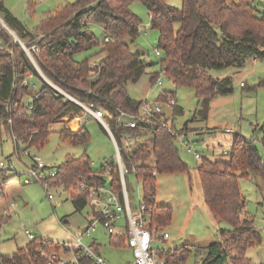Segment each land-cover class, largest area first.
Returning <instances> with one entry per match:
<instances>
[{"label": "trees", "instance_id": "obj_1", "mask_svg": "<svg viewBox=\"0 0 264 264\" xmlns=\"http://www.w3.org/2000/svg\"><path fill=\"white\" fill-rule=\"evenodd\" d=\"M133 1L74 0L41 18L35 32L26 29L3 0H0V15L20 39L32 40L38 33L42 34L27 45L40 70L64 92L101 109L116 141L125 135H138L143 130L149 132L148 143H138L128 156L120 154L123 163L129 169L133 167V172L141 179L143 201L153 206L151 225L158 230L170 221L171 207L155 203V174L187 170L175 143L178 136L184 135V128L174 129L166 115L162 120L158 114L152 117V124L141 122L134 128L118 124L120 111L134 114L142 102L128 95L126 83L136 82L148 66L127 43V39L134 41L139 34L140 19L130 9ZM139 1L147 9L150 26L159 32L160 69L151 71L149 80L155 81L162 71L175 86L193 88L197 113L202 119L206 118L215 96L232 90L230 76L215 78L208 73L209 69L241 67L248 59H264V2L254 5L249 0H181V7L176 8L167 0ZM86 21L101 25V41L90 31ZM0 39L4 45L8 44V48H0V135L2 130L9 133L14 140V151L19 152L42 145L51 125L60 122L63 123L59 132L62 141L71 145L86 144L89 134L83 125L71 129L60 120L65 113L81 111L80 105L41 76L25 51L16 50L20 44L11 42L3 26H0ZM92 47H98L93 61L74 57ZM34 76L39 77L42 84L32 93L29 91L31 84H24V79ZM258 85L264 86V76ZM26 96L30 101L25 103ZM257 129L264 150V123ZM225 154L226 160L200 155L197 165L203 200L210 213L231 226L224 240L207 245L199 264H226L228 259L231 264H251L246 249L260 240L252 219L245 213V199L238 180L264 175L262 154L253 138L239 133ZM114 167V162L105 161L96 171L91 169L86 156H67L65 162L56 167L51 185L62 184L72 194L75 206L81 208L88 198L74 191L77 179L84 176L99 183L103 180L101 174L109 168L113 185L119 189L120 180L113 172ZM9 175L12 174L4 178ZM40 244L41 240L37 239L26 249H17L4 258L14 264L38 262ZM191 249L187 245L172 249L166 253L164 264H186Z\"/></svg>", "mask_w": 264, "mask_h": 264}, {"label": "rangeland", "instance_id": "obj_2", "mask_svg": "<svg viewBox=\"0 0 264 264\" xmlns=\"http://www.w3.org/2000/svg\"><path fill=\"white\" fill-rule=\"evenodd\" d=\"M73 1L3 0V3L26 29L35 32L36 25L41 18ZM249 1L254 5L264 2V0ZM167 2L176 8L182 5L181 0H167ZM130 9L139 17L140 25L137 38L134 41L127 39V43L132 51L141 55L148 66L136 82L126 83L128 95L136 100L151 102H165L172 96L176 102L175 106L169 108L164 104L163 112L174 129L184 128L186 143L193 146L194 151L201 156L225 159L227 156L221 151H228L236 133H239L253 138L264 161V150L259 142L260 134L257 129L264 123V86L258 85L259 79L264 76V59H248L241 67L228 66L209 69L208 73L212 77L230 76L232 90L228 94L215 96L210 102L206 118L202 119L197 113L198 103L193 88L175 86L172 79L162 71L159 72L160 83L156 80L152 82L149 80L150 72L160 69V56L155 54V49H159L157 45L159 32L150 26L147 9L141 1L134 0L130 4ZM86 22L90 31L101 41L103 37L101 25ZM0 26L8 31L12 43L16 41L20 44L16 46V50L22 48L25 53L27 45L42 36L38 33L32 40L20 39L16 31L3 22L1 15ZM1 46L8 48V44L4 45L0 39V48ZM97 50L98 47H92L76 53L74 57L78 60L89 58L93 61L97 57ZM27 56L32 61L31 54ZM35 68L43 74L38 65ZM29 80L34 84V86L31 85L29 91L37 92L42 84L41 79L34 76ZM50 82L55 86L52 81ZM28 101L30 97H24V102ZM83 118V113L78 111L75 114L65 113L60 120L71 129L74 127L73 119L85 127L89 138L84 145H71L62 141L59 132L63 123L60 122L51 125L47 140L42 145L32 146L26 150H19V152L14 151L13 137L6 131H1L0 161L11 164L16 171V173L11 172L12 175L6 179L4 177L7 173L0 172V187L2 186V192L0 190L1 254L11 256L17 249H26L37 239L70 243L79 238L84 244H95L99 253L113 264H120L131 258L130 250L125 247H116L114 240L109 237L101 223L93 225V229H87L91 213L89 206L85 204L81 208L76 207L72 194L62 184H52L48 190H45L41 182L27 177L34 156L51 169L62 165L67 156H86L91 169L96 171L105 164V161H116V147L107 128L95 118L88 117L84 120ZM184 123L186 126H183ZM254 127L256 130L253 131ZM227 128L231 129V132H226ZM180 138L178 136L175 143L180 159L186 164L187 170L155 174V203L169 205L171 218L165 226L158 228V239H155L152 245L157 248L175 250L184 245L190 246L192 251L186 264H199L205 256L207 245L213 241L224 240L231 226L225 221L216 219L210 213L203 200L197 171L201 158H195L194 152L189 151L187 146L181 143ZM124 139L120 138L116 142L120 153L128 156L138 143H148L150 134L143 130L127 141ZM113 172L117 174L116 166ZM101 178L108 179L104 172ZM124 181L132 212L135 213L143 201L142 181L132 170L125 173ZM238 183L245 199V213L252 219L260 237L258 243L246 249L245 254L251 264H264V175L242 177L239 178ZM48 193L52 194V199H48ZM65 219L67 222H64ZM26 230L34 237L29 238ZM163 232L169 234L168 241L159 239ZM226 264H231L229 259Z\"/></svg>", "mask_w": 264, "mask_h": 264}, {"label": "built area", "instance_id": "obj_3", "mask_svg": "<svg viewBox=\"0 0 264 264\" xmlns=\"http://www.w3.org/2000/svg\"><path fill=\"white\" fill-rule=\"evenodd\" d=\"M107 39V37H105ZM24 46V45H23ZM2 47V46H1ZM32 48H36L34 45ZM25 48V47H24ZM26 53L30 56L29 48H25ZM156 55H161L159 49H155ZM34 65L37 66L34 59ZM41 76L50 83L55 89L64 94L68 99L76 102L81 107L83 113V120L88 117L99 120L110 132V135L115 143L116 147V161L114 162L117 168V176L120 180V191L113 185V174L109 168H106L104 173L108 179H103L99 183H95L89 180L87 177H79L75 183V192L79 194H85L87 196L86 204L90 208V222L88 230L93 229V225L101 223L106 229L109 237L114 240L116 247H125L130 250L131 258L123 261L120 264H164L165 255L172 249L153 247L152 243L157 238V229L151 225V212L153 210L152 205L146 204L142 201L139 205L138 211L133 213L127 195L125 187L124 176L129 170L134 171V168H128L121 159V154L118 149L117 142L108 127V123L104 119V113L101 109L94 107L92 102L83 103L68 93L64 92L57 85H53L43 74ZM157 83L161 82L160 76L156 78ZM24 84H33L29 78L24 79ZM173 108L176 102L172 96H170L165 102L159 101H142L137 112L134 114H128L124 111H120L117 116L118 124L121 127L134 128L139 123L152 124V117L156 114L161 115V119H165L163 112V105ZM227 132H231V129H225ZM131 135H125L124 140L132 138ZM181 143L187 146L189 151L194 152L195 158H199L200 154L194 151L193 146H189L184 135H180ZM261 166L264 167V161L261 162ZM0 170L5 171L7 174L16 173L11 164H5L4 161H0ZM152 173H155L153 170ZM56 174V168L51 169L46 166L38 157H33V164L28 169V179H33L41 182L45 190L49 189L51 185V177ZM48 199H52V194H47ZM86 229V230H87ZM26 234L29 238H33L34 235L26 230ZM159 239L162 241H168L169 234L163 232ZM41 244L38 248L40 259L38 262H32L31 264H113L106 259L101 253H99L95 244H84L79 238L70 243L65 242H49L44 239H40ZM0 264H14L12 261L6 260L4 255L0 253Z\"/></svg>", "mask_w": 264, "mask_h": 264}, {"label": "crops", "instance_id": "obj_4", "mask_svg": "<svg viewBox=\"0 0 264 264\" xmlns=\"http://www.w3.org/2000/svg\"><path fill=\"white\" fill-rule=\"evenodd\" d=\"M254 60H256V59H254ZM104 119H105V117H104ZM99 121V120H98ZM105 121H106V119H105ZM64 122V121H63ZM82 122H83V120H82ZM100 122V121H99ZM101 123V122H100ZM73 125H74V127H73V129H77V128H79L80 127V125L81 124H79V122H77L76 121V119H73V123H72ZM65 126H67L66 125V123H65ZM68 127V126H67ZM109 132V131H108ZM227 132V131H226ZM109 134H110V132H109ZM114 142V141H113ZM115 144V143H114ZM221 153L223 154V153H225V151L224 150H222L221 151ZM215 158V157H214ZM227 159V157L224 159V160H226ZM4 179H6V178H4ZM255 179V178H254ZM117 189V188H116ZM118 190V192L120 191V188L119 189H117ZM1 192H2V186H1ZM5 256V255H4Z\"/></svg>", "mask_w": 264, "mask_h": 264}, {"label": "water", "instance_id": "obj_5", "mask_svg": "<svg viewBox=\"0 0 264 264\" xmlns=\"http://www.w3.org/2000/svg\"><path fill=\"white\" fill-rule=\"evenodd\" d=\"M2 23V22H1ZM3 24V23H2ZM4 25V24H3ZM6 27V26H5ZM18 40V38H16ZM64 222H67V220L65 219Z\"/></svg>", "mask_w": 264, "mask_h": 264}]
</instances>
